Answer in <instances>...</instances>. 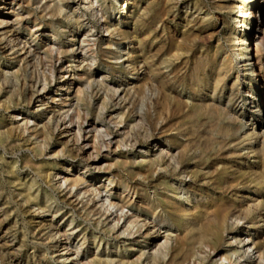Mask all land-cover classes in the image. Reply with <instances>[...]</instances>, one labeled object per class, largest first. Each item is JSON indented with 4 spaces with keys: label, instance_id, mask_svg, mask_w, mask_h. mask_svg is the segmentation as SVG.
Masks as SVG:
<instances>
[{
    "label": "rangeland",
    "instance_id": "374dc122",
    "mask_svg": "<svg viewBox=\"0 0 264 264\" xmlns=\"http://www.w3.org/2000/svg\"><path fill=\"white\" fill-rule=\"evenodd\" d=\"M127 1L128 4L126 0L103 1L110 19L114 20L119 30H124L128 35L123 36L113 31L108 54L101 52L105 47V41L109 38L104 28L99 25L102 18L98 4H103L101 1L94 3L97 15L93 16L88 5H85V0H65L66 12L73 14L70 21H66L62 16L49 15L45 6L50 0H25L22 1V6L12 4L14 11H20L23 15L31 11L30 18L36 19L37 23L41 24L42 29L36 32L33 41L30 40L31 37L24 25L20 28L21 37L29 39L32 47L42 45L57 47L59 44L75 46L74 54H69L57 63L56 50L50 51L48 55L50 59L40 58L37 61L34 56L22 59L17 53L12 54L16 51V47L9 49L6 46V40L2 37L7 29L0 28V238L4 237L0 239V264H72L70 263L72 259L60 257L57 240L65 236L56 234L57 228L60 232L68 228L67 224L64 225V221L71 216L75 221L70 227L79 226V230L82 229L88 236L100 237L103 240L100 247L102 249H113L117 244L123 246L131 243L127 240L123 242L124 238H118L121 229L109 230L112 223L110 218L105 219L104 216L98 218L97 215H93L95 204L92 205V202L86 204V200L91 195L82 193L85 187L77 191V196L82 199V203L79 204L73 201L75 197H69L65 193L63 186L58 187L61 177L67 176L68 172L75 173L68 171L72 166L78 168L76 173L84 170L76 146L71 140H67V136L60 133L62 125L59 130L55 129L59 103L57 99L65 92L63 90L65 82L62 77L68 79L66 72L68 62H71L70 67L73 70L71 73L75 71L83 75V72H90L92 76L91 88L83 93V110L88 109L90 115L95 116L100 112V107L104 106L105 109L101 110L102 118L114 131L117 129L114 124L109 123V117L116 113L124 114L126 126L123 130L130 131L129 136L134 140L121 146L117 156L127 158L131 162L127 166L119 165L118 171L114 168L113 170L122 174L129 185L142 188L148 195L156 191V200L165 209L160 213L165 226L160 236L155 237L150 226L148 232L151 231L150 235L154 234V237H145L144 234L147 232L145 228L141 231V237L139 233L132 236V243L136 244H132L134 250L131 251L128 259L133 260L135 264H162V261H158V256L155 258L156 256L150 255L154 253V247L164 242L162 236L166 230L176 232L175 226L179 214H176L178 211H171L165 206L167 202L164 201L163 193L170 194L165 186L166 182L173 185L185 183L184 187L188 189L192 186L190 191L191 193L194 191L197 201H200L198 196L204 191L211 190L214 184L245 185L247 189L244 192L248 195H253L252 190L261 189L260 185L264 186V147L261 149L256 146L259 155L249 154L246 149L247 140L233 141L235 134L243 136L244 129H252V126L258 123V117L255 114L251 115V98L247 92L250 88L255 90L256 85L249 78H244L237 54L239 46L228 40V32L234 25L233 20L236 15V10L229 9L228 5L236 2L240 7L239 1ZM242 1L248 4L251 0ZM124 4L127 6L123 8ZM9 6L6 5V8ZM263 11L264 4L260 16L264 15ZM251 23L250 34H255L253 28H256L255 32L260 37L256 44L248 39L247 46L250 48L248 53L251 56L256 54L257 64L254 72L258 74L256 82L260 87L257 98L258 103L263 105L264 30H259L260 22L256 15L252 16ZM28 25L32 26L31 23ZM132 32L137 34L140 43L131 37ZM50 34H55L54 38L50 37ZM234 34L239 36L238 32ZM130 38L132 43H129ZM82 40L86 41L82 43ZM80 42L86 51H84L86 62L84 61L83 64L77 59L73 61V56L78 52L76 47L81 44ZM129 49L132 51L134 72L131 69L121 68V64L125 61V53ZM91 59L94 60L90 70ZM52 61L56 64L54 78L48 73V70L50 72L52 69L50 65ZM44 78L49 81L48 92L39 97L38 91L44 83ZM123 78H133L131 81L136 94L129 99V102H121L110 94L117 82ZM77 85L76 82L71 84L68 92L70 96L73 95ZM214 88L217 95L222 90L224 103L230 102V96L238 100L243 99L239 101L237 108H241L246 116L231 124L220 115L219 108L206 106L210 100L203 97L204 92L210 95ZM51 96L56 100L51 101ZM228 105V108L234 107L231 102ZM139 112L142 120L135 117ZM25 118L32 120L29 121V125L36 126L37 138L29 137L26 133L22 135L18 131ZM261 119L262 124H257L256 130L264 134V114L261 115ZM121 125L123 126V123ZM121 125L119 128L122 127ZM181 136L187 140L182 157L183 164L188 167L186 170H180L177 163L166 153L169 149V146L165 145L168 144V138L175 142ZM41 141L46 147L42 152L37 148ZM147 146H150L147 153L158 163L160 171L156 173L153 171L146 174L144 169L134 163L139 160V153L141 154ZM104 167L106 168L107 165ZM190 171L192 175L188 174ZM90 173L86 172L84 177L90 178ZM256 175L258 178L262 177L257 181ZM94 181L95 185H100L101 188L108 183L103 173ZM203 181L207 182V185H202ZM29 182H33L34 185ZM30 185L31 188L28 189ZM201 188L202 190H199ZM114 191L121 192L122 186ZM36 193L38 202L32 200L29 195ZM130 195L132 198L133 193L130 192ZM260 196L264 208V187ZM132 199L134 207H124L121 212V214L126 213V217L141 213L137 210V195ZM233 199L234 202L239 201L238 204L242 203V198L237 199L235 196ZM46 203L58 214L53 217V212L36 211L37 204L43 206ZM232 208L236 210L237 206L233 205ZM114 210L115 208L112 211ZM260 212L263 214L264 209ZM117 214L120 212L118 211ZM150 216L146 220H151V224L155 223ZM143 217L140 216V219ZM125 218H121L120 224ZM97 220H100L99 225ZM171 222L174 225H171ZM259 225L258 228L261 230L257 232H261V239H264V223L260 222ZM244 228L246 227H242L239 223L234 234ZM182 241L185 242V246L189 244V240ZM145 242L146 254L140 259L138 249L140 246H145ZM75 244L76 240H74ZM75 246L79 247V244Z\"/></svg>",
    "mask_w": 264,
    "mask_h": 264
},
{
    "label": "bare ground",
    "instance_id": "6f19581e",
    "mask_svg": "<svg viewBox=\"0 0 264 264\" xmlns=\"http://www.w3.org/2000/svg\"><path fill=\"white\" fill-rule=\"evenodd\" d=\"M22 1L25 0H0V28L7 29L6 31H4L5 34L2 38L6 40V46L9 47V49L16 47V51H14L12 54L17 53L22 56V59L34 56L37 61L40 60V58L46 59L51 52L56 50V63L60 62L62 58L68 56L69 54H74L75 46L70 47L68 45L59 44L57 45V47L46 45H42L41 47H32L31 41L36 38V32L41 30L42 28L41 24L37 23L36 19L30 18L31 11L26 12V15H23L20 11H14L12 4L22 6ZM99 1L103 2L104 0H85V5H88V8H90L93 16L96 11L94 3ZM234 1H239L241 6L238 7L236 2H233L232 5H228L229 9L236 10V15L233 20L234 25L231 26L230 30L228 29V40L233 41V44H238L239 46L237 54L244 78H249V80L253 81V83L256 85L255 90L254 88H250L249 90H247L249 98H251L250 112L251 115L255 114L258 117L257 124H262L261 115L264 114V104L260 105L257 98V96L259 95L260 87H258V84L256 82V77L258 76V74L254 72V68L257 64V61L255 60L256 54L251 56L250 53H248V50L250 48H248L247 46V41L248 39H251L253 40V44H256V41L259 40L260 37L259 34H256L255 32L256 28H253L255 34L251 35L249 32L252 26V16L256 15L257 18H259V30H264V15L260 16V10L262 8V4H264V0H251L248 4L243 2L242 0ZM126 2L128 4L127 0ZM8 4L10 6L9 8H6V5ZM65 4V0H50V3L46 4L45 9H48L50 16H62L66 21H70L73 17V14L66 12L64 8ZM127 4H124L123 8L127 6ZM98 6L100 7L99 10L101 11L100 18H102L99 21V25L104 28L109 37L105 41V47L101 52L102 54H108L110 53L109 49L113 31H116L123 36L128 35H126L124 30H119L116 27V23L114 22V20L110 19V15L107 14L104 2L103 4H98ZM95 15H97V13ZM79 16H81V14H79ZM28 23H31L32 26L28 25ZM13 24H16V26H13ZM23 25L25 30H27L28 35L31 37V41H29V39L24 36L21 37L22 31L20 30V28ZM238 27H240L241 29H238ZM235 32H238V37L234 34ZM49 36L54 38L55 34H50ZM131 37H134V39L138 43H140V39L138 40L137 34L135 32H132ZM84 41L86 40H82V43ZM82 43L76 47L78 52L75 54V56H73V61L77 59V61H79L81 64H83L86 60L84 54L85 48ZM117 43H119V41H117ZM129 43H132L131 38L129 40ZM131 53L132 51H130V49L126 51V57L123 56L125 58V61L123 62V64H121V68L131 69L134 72L135 67L134 62L131 60ZM48 58L50 59V57ZM93 60L94 59H91V63L89 64L90 70L92 69ZM50 65L52 66V69L49 67L51 70L50 72L48 70V73H50L51 78H54V66L56 64L55 62H53ZM70 66L71 62H68L66 64L68 79L62 77L65 82L63 87V90L65 92L57 99L59 103L55 129L59 130L62 125L63 128L62 130H60V133L67 136V140H71L72 144L76 146V150L77 152H79V154H77L76 152L75 153L79 155L80 160L83 162L84 170L76 173V171H78V168L76 166H72V169H69L68 171H75V173L68 172L66 173L67 176L61 177L58 182V187L61 188L63 186L65 193H67L69 197H75V200L73 201H75L76 204L82 203V199L77 196V191L79 190V188L85 187L82 193L91 195L86 200V204L89 205L91 202L92 205L95 204V206L93 207L94 209L92 210L93 215H97L98 218L102 216H104L105 219L110 218L112 223L109 226V230L118 231L121 229L120 233L117 235L118 238H124V240H122L123 242L127 240L131 243H128L127 245L123 244V246L117 244L113 247V249H102L100 247L103 240L100 237H98L97 235L88 236L85 232L82 231V229L79 230V226L70 227L75 221L71 216V218H65L64 221V225L67 224L66 226L68 228H66L63 232H60L58 228L56 230L57 235L65 236L57 240V246L59 245V249L61 252L59 255L63 259H72V261L70 262L72 264L74 262L75 264H135L133 260L128 259L131 251L134 250L132 248V244L134 243H132V236L136 233H139L141 237V231H143V228H145V231L147 230L146 233L143 232L145 233V237L149 236L152 238L154 237V234L155 237L160 236L161 230L165 228V226L163 225L164 220L162 219L160 213L161 210L163 212V210L165 209L164 207H162L159 201L156 200V191H153L151 195H148L142 188L132 184L129 185V183L123 178L122 174L115 172L118 171L117 168L119 165L127 166L131 162L127 158H119L117 156V154H119L117 151L120 150L121 146H125L128 144V141L134 140L132 136H129L130 131L128 132V130H123L126 126L124 114L116 113L115 115L109 117V123L114 124L115 129H117L116 131H114L110 129L109 124H106L105 120L102 118L103 112L101 110L105 109L103 105V108L100 107V112L96 113L95 116H91L88 109L83 110V93L84 91H87L91 88L92 76L90 75V72H83V75H79L75 71V73H71L73 70ZM7 72L8 71H6V73ZM132 79L133 78L121 79L119 82H117L116 87L112 90V93H110L111 91L109 93L114 98H118L121 102H129V99L136 94V90L132 85ZM75 82L78 85L75 87V89L73 88L74 93L72 96H70L68 93L69 88L71 84ZM48 84L49 81L44 78V83L41 85V88L38 91L39 97L48 92ZM41 92H43V94ZM204 93L205 94L203 95V97L210 100V102L206 103V106H215L219 108L218 110L220 115L231 124L236 123L238 120H241L246 116L245 112L241 110V108H237L239 101L243 99L238 100L235 99V97L230 96L229 101L234 104V107H232L231 109L228 108V104L230 102H223L222 90L219 95H217V91L215 88L212 90V93L210 95H207L206 92ZM50 98L51 101L56 100L54 96H51ZM139 114L136 113L135 117L142 120V115ZM143 118L145 117L143 116ZM29 121L32 122V120H28L27 118H25L22 122V126L18 127V131L22 135L26 133V135L29 137L37 138L38 135L36 126L29 125ZM122 123L123 126L121 125ZM257 124H255V126H252V129H244L242 131L244 133L243 136H240L241 134H235L233 138V141L237 140V142H240L242 139L247 140L248 145L246 149L249 154L258 153L256 146H259V148L261 149L264 147V134L261 131L256 130ZM120 125L122 126L121 128H119ZM167 141L168 144L166 143L165 145L169 146V149L166 150L168 157L177 163L180 170H186V168L188 167L183 164L182 157L184 154V148L187 144V140L181 136L179 139L177 138L175 142H172L170 138H168ZM42 142L43 141H41V143L37 147L39 150H41V152L44 148H46L44 143ZM135 144L136 142L134 141V145ZM149 147L150 146L145 147L144 151L141 154L139 153V160H136L134 162L138 167L144 169L146 174L152 173L153 171L155 173L160 171L157 166L158 163L153 160L149 153H147ZM106 165L107 167L105 168L104 166ZM113 168L115 169V171L113 170ZM88 171L91 172L89 174L90 178L86 179L84 177V174ZM102 173L105 180L108 182L107 184L105 183L103 188H101L100 185L96 186L94 181ZM188 174L192 175L191 171ZM256 177L258 181L262 176L258 178V176L256 175ZM14 181L16 182V179ZM33 181H35V178ZM253 182L255 183V181ZM32 183L30 184L34 185ZM184 184L173 185L169 182L165 183V186L170 192V194L163 193V197L165 199L164 201L167 202L165 206L171 211H178L176 214H179V219L176 221V232L172 233L169 232V229L166 230V233L162 236V238H164V242L154 247V253H151L150 256H156L155 258H157L158 256V261H162V264H264V239H261V232H257L261 230L260 228H258L261 225H259V223H264V212L263 214H260V210L264 209L263 202L260 198L264 186L260 185L262 187L261 189L252 190L253 195H248L244 192L247 189V186L245 185L225 183L222 186H218L214 184L212 185L211 190L209 189V191H204L201 195H197L198 197H200V201H197L194 191H192V193L190 191L192 186L190 189H188L187 187H184ZM201 184L207 185V182L203 181ZM31 185L28 187V189L31 188ZM109 186L110 188H108ZM120 186H122L121 192L114 191V189H118V187ZM199 190H202V188ZM130 192L133 193V197L137 195V210L141 211L142 214L135 213L126 217V213L121 214L123 208L132 206L134 207L135 205L132 199L133 197L130 198ZM29 195L31 196L32 200L38 202L39 198L37 193L34 195ZM234 195L237 199L242 198L241 204H238L239 201L234 202ZM233 205L237 206L236 210H233ZM36 207V211L38 212H53V217L57 213V211L47 203L43 204V206L37 204ZM114 208L115 210L112 211ZM118 211L120 212V214H117ZM142 215L144 217L140 219V216ZM149 216L153 221H155V223L151 224V220H146V218H148ZM121 218L125 219L124 222L120 224ZM98 223H100V220H97V224ZM239 223L242 227L245 226L246 228L240 229L237 234H234L236 225H238ZM171 225H174V223L171 222ZM149 226L151 227L152 231H154L153 235H150L151 231L148 232V229H150ZM251 231H255V233L252 234ZM2 238L4 237L2 236L0 239ZM74 240H76L75 245L79 244V247H76L74 245ZM182 240H189V244L185 246V242H183ZM90 245H92L93 247H90ZM146 247L147 245L145 242V246H140V248L138 249L140 259L143 258V256L146 254L144 250V248ZM92 248H95V250H93Z\"/></svg>",
    "mask_w": 264,
    "mask_h": 264
}]
</instances>
